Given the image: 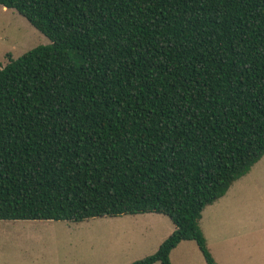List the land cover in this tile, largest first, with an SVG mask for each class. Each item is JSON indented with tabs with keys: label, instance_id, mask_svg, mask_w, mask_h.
I'll return each mask as SVG.
<instances>
[{
	"label": "trees",
	"instance_id": "1",
	"mask_svg": "<svg viewBox=\"0 0 264 264\" xmlns=\"http://www.w3.org/2000/svg\"><path fill=\"white\" fill-rule=\"evenodd\" d=\"M50 43L0 66V220L154 212L216 264L204 208L264 155V0H0Z\"/></svg>",
	"mask_w": 264,
	"mask_h": 264
},
{
	"label": "rangeland",
	"instance_id": "2",
	"mask_svg": "<svg viewBox=\"0 0 264 264\" xmlns=\"http://www.w3.org/2000/svg\"><path fill=\"white\" fill-rule=\"evenodd\" d=\"M49 43L0 5V66ZM212 204L199 228L216 264H264V155ZM173 229L168 216L154 212L80 222L0 220V264H130L154 253ZM170 261L207 264L194 241L181 242Z\"/></svg>",
	"mask_w": 264,
	"mask_h": 264
},
{
	"label": "crops",
	"instance_id": "3",
	"mask_svg": "<svg viewBox=\"0 0 264 264\" xmlns=\"http://www.w3.org/2000/svg\"><path fill=\"white\" fill-rule=\"evenodd\" d=\"M5 9H6V8H5ZM229 188H230V187H229ZM227 191H228V190H227ZM211 206H213V204H212V205L210 204V205H208V206H206V207L204 208V210H203V212H202L201 219L199 220V222L203 220L204 213L206 212L205 209L207 210V208H209V207H211ZM173 230H174V229H173ZM201 231H202V233H203L204 236H205L206 243H207V247H208V246H209V244H208L209 238L206 236L205 232H204L202 229H201ZM183 241H192V240H183ZM183 241H181V242H183ZM181 242H180V243H181ZM180 243H179V244H180ZM179 244H178V245H179ZM178 245H177L173 250H175V249L178 247ZM196 246H197V245H196ZM173 250H172V251H173ZM172 251L170 252V259H171V260H172Z\"/></svg>",
	"mask_w": 264,
	"mask_h": 264
}]
</instances>
